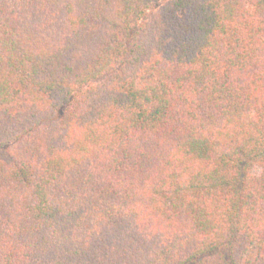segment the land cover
Segmentation results:
<instances>
[{
  "label": "trees",
  "instance_id": "trees-1",
  "mask_svg": "<svg viewBox=\"0 0 264 264\" xmlns=\"http://www.w3.org/2000/svg\"><path fill=\"white\" fill-rule=\"evenodd\" d=\"M0 264H264V0H0Z\"/></svg>",
  "mask_w": 264,
  "mask_h": 264
}]
</instances>
